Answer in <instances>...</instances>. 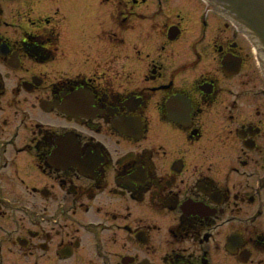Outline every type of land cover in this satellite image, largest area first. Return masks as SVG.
Returning a JSON list of instances; mask_svg holds the SVG:
<instances>
[{
  "label": "flooded vegetation",
  "instance_id": "af4514ba",
  "mask_svg": "<svg viewBox=\"0 0 264 264\" xmlns=\"http://www.w3.org/2000/svg\"><path fill=\"white\" fill-rule=\"evenodd\" d=\"M0 264H264V73L232 17L0 0Z\"/></svg>",
  "mask_w": 264,
  "mask_h": 264
},
{
  "label": "water",
  "instance_id": "95a60500",
  "mask_svg": "<svg viewBox=\"0 0 264 264\" xmlns=\"http://www.w3.org/2000/svg\"><path fill=\"white\" fill-rule=\"evenodd\" d=\"M232 17L256 44L264 72V0H209ZM255 47V45H254Z\"/></svg>",
  "mask_w": 264,
  "mask_h": 264
},
{
  "label": "rangeland",
  "instance_id": "374dc122",
  "mask_svg": "<svg viewBox=\"0 0 264 264\" xmlns=\"http://www.w3.org/2000/svg\"><path fill=\"white\" fill-rule=\"evenodd\" d=\"M112 1H114V0H112ZM243 73H245V74L243 75ZM246 79H248L250 82L258 81V72L250 64L246 65L245 70H243L241 75H240V82H243ZM259 79H260V77H259ZM246 82H248V81L246 80Z\"/></svg>",
  "mask_w": 264,
  "mask_h": 264
}]
</instances>
